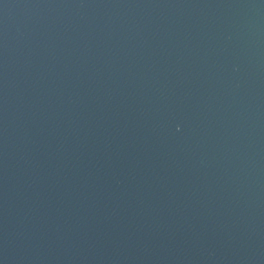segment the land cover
I'll list each match as a JSON object with an SVG mask.
<instances>
[{"label": "water", "instance_id": "1", "mask_svg": "<svg viewBox=\"0 0 264 264\" xmlns=\"http://www.w3.org/2000/svg\"><path fill=\"white\" fill-rule=\"evenodd\" d=\"M0 264H264V0H0Z\"/></svg>", "mask_w": 264, "mask_h": 264}]
</instances>
